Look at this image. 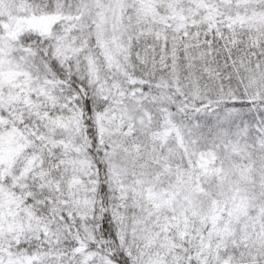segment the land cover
<instances>
[{
    "label": "snow or ice",
    "instance_id": "1",
    "mask_svg": "<svg viewBox=\"0 0 264 264\" xmlns=\"http://www.w3.org/2000/svg\"><path fill=\"white\" fill-rule=\"evenodd\" d=\"M0 264H264V0H0Z\"/></svg>",
    "mask_w": 264,
    "mask_h": 264
}]
</instances>
